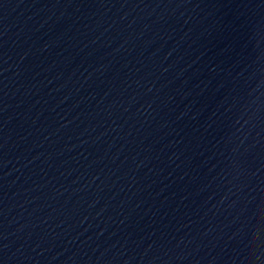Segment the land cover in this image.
<instances>
[{
    "label": "water",
    "instance_id": "1",
    "mask_svg": "<svg viewBox=\"0 0 264 264\" xmlns=\"http://www.w3.org/2000/svg\"><path fill=\"white\" fill-rule=\"evenodd\" d=\"M0 264H264V0H0Z\"/></svg>",
    "mask_w": 264,
    "mask_h": 264
}]
</instances>
